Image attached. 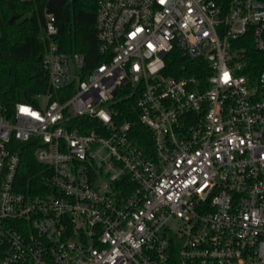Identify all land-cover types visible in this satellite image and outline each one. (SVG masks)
Masks as SVG:
<instances>
[{"label":"built area","instance_id":"2783aa9c","mask_svg":"<svg viewBox=\"0 0 264 264\" xmlns=\"http://www.w3.org/2000/svg\"><path fill=\"white\" fill-rule=\"evenodd\" d=\"M43 17L48 89L0 105V264H264V0H96L88 68Z\"/></svg>","mask_w":264,"mask_h":264},{"label":"trees","instance_id":"16d2710c","mask_svg":"<svg viewBox=\"0 0 264 264\" xmlns=\"http://www.w3.org/2000/svg\"><path fill=\"white\" fill-rule=\"evenodd\" d=\"M96 0H0V105L7 109L16 102L34 103L36 93L48 89V73L42 58L45 43L42 39L44 10L51 12L57 26L58 49L79 52L85 57V66L91 67L106 60L98 53L95 30ZM14 19L8 22L9 18ZM258 53L252 52L251 56ZM193 61L178 52L166 58V73L174 76L197 73ZM201 76V75H200ZM113 104L116 120L132 122L131 134L140 146L150 145L151 132L138 119L135 95L124 96ZM34 149L23 144L18 179L25 185L28 178L38 176L40 164L34 158ZM31 190L22 187V190Z\"/></svg>","mask_w":264,"mask_h":264},{"label":"water","instance_id":"95a60500","mask_svg":"<svg viewBox=\"0 0 264 264\" xmlns=\"http://www.w3.org/2000/svg\"><path fill=\"white\" fill-rule=\"evenodd\" d=\"M13 19H14V17L11 16V17L9 18L8 22H11Z\"/></svg>","mask_w":264,"mask_h":264}]
</instances>
